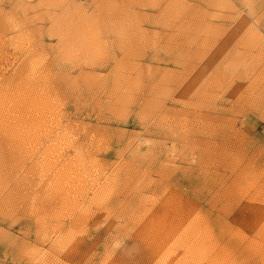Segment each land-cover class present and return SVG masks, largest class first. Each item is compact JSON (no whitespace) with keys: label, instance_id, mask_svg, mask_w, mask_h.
Segmentation results:
<instances>
[{"label":"rangeland","instance_id":"obj_1","mask_svg":"<svg viewBox=\"0 0 264 264\" xmlns=\"http://www.w3.org/2000/svg\"><path fill=\"white\" fill-rule=\"evenodd\" d=\"M0 264H264V0H0Z\"/></svg>","mask_w":264,"mask_h":264}]
</instances>
